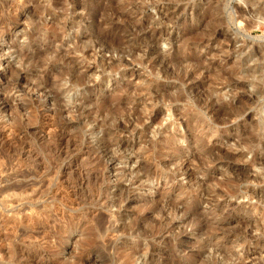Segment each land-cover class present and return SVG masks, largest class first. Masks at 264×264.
<instances>
[{"label": "clouds", "instance_id": "9594fccd", "mask_svg": "<svg viewBox=\"0 0 264 264\" xmlns=\"http://www.w3.org/2000/svg\"><path fill=\"white\" fill-rule=\"evenodd\" d=\"M0 264H264V0H0Z\"/></svg>", "mask_w": 264, "mask_h": 264}]
</instances>
